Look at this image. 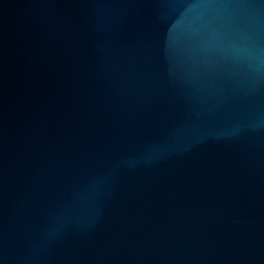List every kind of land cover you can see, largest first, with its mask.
I'll return each mask as SVG.
<instances>
[{"label":"water","instance_id":"95a60500","mask_svg":"<svg viewBox=\"0 0 264 264\" xmlns=\"http://www.w3.org/2000/svg\"><path fill=\"white\" fill-rule=\"evenodd\" d=\"M0 264H264V0H0Z\"/></svg>","mask_w":264,"mask_h":264}]
</instances>
